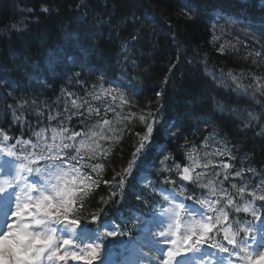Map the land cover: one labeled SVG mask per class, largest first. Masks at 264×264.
I'll return each instance as SVG.
<instances>
[{
  "label": "trees",
  "instance_id": "trees-1",
  "mask_svg": "<svg viewBox=\"0 0 264 264\" xmlns=\"http://www.w3.org/2000/svg\"><path fill=\"white\" fill-rule=\"evenodd\" d=\"M259 1L249 0L247 6H242L229 0L235 9L226 7L219 14L226 12L232 17L234 11L244 21L252 22L255 16L250 8ZM210 2L212 0H0V129L13 138L23 137L36 143L35 133L45 128L44 136L51 143L49 124L55 126L56 121L47 120L46 104L52 106L54 114L56 104L62 108L61 97L67 98L69 91L90 99L86 91H91L95 85L96 92L100 93V85L96 82L102 78L97 69L108 74L105 87L119 88V92L111 93L117 96L118 113L107 114L112 132L106 127L105 134H119L120 142L97 140L102 147L92 160H88L87 146L82 150L81 155L85 158L82 164L85 161L93 165L99 163L103 168L96 172L90 167L86 169L97 183L87 189L88 194L82 197L83 208L78 205L72 218L90 220L95 214L99 219L88 224L89 227L107 225L111 230L114 223L121 229L131 230L164 204L160 200L166 188L188 197L223 199L218 190L215 194L212 192L213 187L219 188L218 184L204 187L207 183L204 179L198 184L185 183L180 175L182 167L174 166H188L195 176L204 170L196 168L193 162L203 165L207 159H212L215 166L221 160L230 163L235 166L230 170L233 172L246 166L256 169V175L245 170L243 179L230 177L223 187L241 209L252 201L256 211L264 213V201L254 200L249 194L253 187L261 184L264 176V138L255 135V122L253 127L240 130L250 122L249 113L258 118L264 116V103H261L264 96L254 90L260 87V82L249 84L251 73L264 76V60L254 66L248 54L249 50H260L257 39L264 42V27L246 26L221 19L220 15L206 14L202 5ZM186 4L193 10L190 20L182 15ZM44 7L50 11L43 12ZM133 15L136 22L130 24L128 21ZM243 16L252 19L245 20ZM109 20L111 23H105ZM12 25L24 30L13 31ZM245 33L254 35L246 36ZM133 35L137 36L136 40L132 39ZM221 46L225 47L223 53L219 51ZM81 49L89 54L82 55ZM69 55L74 57L71 62L66 59ZM125 56L128 57L127 64L124 63ZM75 71L82 72L83 87L75 80L69 82L68 75ZM229 71L238 77L243 74L242 79L246 77L239 80L243 88L231 90L234 84L227 76ZM165 77H169L167 84ZM157 90L166 93L161 119L180 117L183 124L179 132L171 135L158 128L153 134V144L144 153L145 157L138 163L131 179L125 178V184L117 187L121 177L116 173H123L133 162V153L140 144V137L134 133L143 132L139 125L127 128L123 119L130 111L139 114L140 109H146L150 101L157 99ZM120 93L133 101L132 108L119 107ZM98 103L92 101L93 106ZM14 104L25 105L26 123L22 119L19 125L12 124L9 106ZM41 110L45 115L38 120L36 113ZM209 118L210 123L207 122ZM117 120L121 122L118 124ZM97 121L102 123L95 116L87 123H80L73 117L69 127L88 132L97 130ZM81 138L86 139L83 135L78 137L77 145ZM6 143L10 145L11 141L4 142L0 136V145L4 147ZM232 144H235L236 160L214 154L218 147H231ZM104 148H110L106 155ZM33 151L38 149L29 147L17 155L29 157L24 163L30 167L43 168L46 162L32 156ZM165 155L169 157L167 161H164ZM220 171L221 176L209 179H222L225 170ZM34 176L38 179L36 174ZM104 181L112 183L106 186ZM233 183L237 185L236 189L231 188ZM240 187L246 191L240 193ZM112 190L116 191L115 197ZM256 191L258 195L264 194V187H256ZM224 208L233 231L244 227V223L237 221L248 222L253 218L250 212L236 213L234 208L227 206L226 200ZM209 214L216 216L219 213ZM241 236L242 232L237 239ZM216 239L223 243V234ZM104 244V249H108L117 245V240L109 244L106 239Z\"/></svg>",
  "mask_w": 264,
  "mask_h": 264
},
{
  "label": "snow or ice",
  "instance_id": "snow-or-ice-1",
  "mask_svg": "<svg viewBox=\"0 0 264 264\" xmlns=\"http://www.w3.org/2000/svg\"><path fill=\"white\" fill-rule=\"evenodd\" d=\"M32 10L29 9V12ZM42 11L47 13L49 8L44 7ZM182 15L187 16L190 20L193 18V10L187 4L183 8ZM221 19L224 17L221 16ZM136 17L133 15L132 19L128 21L130 24H135ZM105 23H111L106 21ZM264 27V21L260 22ZM13 31H23L18 29L16 25H12ZM246 36L254 35V33H245ZM133 40L137 39L133 35ZM260 50L255 51V57L259 59H252L251 63L254 66L259 65V60H264V42H260ZM247 44V41L245 42ZM95 45V42H94ZM93 45V46H94ZM224 46H221L219 51L223 53ZM82 55H88V51L81 49ZM251 55V54H249ZM67 61L71 62L74 57L69 55L66 57ZM124 63H128V57L125 56ZM135 62L133 61V64ZM175 67V64L172 65ZM99 71L101 80L96 83L100 85L101 92L97 93L95 85L91 91H86V95L90 99L77 96L74 92H67V98L61 97L63 107L56 104V109L53 114L52 106L45 105L48 108L47 120L49 122L56 121V125L49 124L51 136V143L44 134L46 129L41 128L35 133L37 138L36 143H32L30 139L13 138L9 133L0 129V136L4 142L11 141V144H5L0 148V153H3L9 158H16V171L10 178L0 177V217H3V227L0 228V264H68L71 261H81L83 264H95L96 261L101 259V254L105 248L104 240H108L109 244L115 242L117 236H123L127 233L118 230H109L105 225L103 231L99 229L91 231L88 229V224L96 223L99 217L95 214L91 215L90 220L82 221L79 218H72L76 213L77 206L83 208L82 197L86 196L87 189L90 188L92 183H97L93 180L87 168H91L92 172L97 169L103 168L102 164H90L84 161V156L81 155L85 146H87L88 160L96 158L97 152L101 150V144L97 142L106 141L112 143H119L121 136L119 134L106 135L105 129L112 132L110 120L107 118L108 113H118V107L115 102L117 101L116 95H111L113 91L119 92V88L105 87V78L107 77L106 71ZM81 71H75L68 75L69 82L75 80L77 84L82 87L85 82L81 81ZM231 78L234 87L233 91L243 88L239 83L240 77L234 75L231 71L227 73ZM169 77H165L167 84ZM253 81L260 82V87L255 88V92L264 96V76L251 73L249 75V84L252 85ZM247 91V89H244ZM12 88L9 85V94L11 95ZM165 91L157 90V99L149 102L146 109H140L139 114L135 111H130L127 117H124L123 123L127 128H132L136 125L142 127L143 132L134 133L140 137L139 147L133 153V162L130 163L123 173H116L120 176L117 187L125 184V178L131 179L132 173L137 170L138 163L142 161L148 148L153 144V134L157 129H163L169 135L173 132H179L183 121L180 117L161 119L163 114V101ZM111 99H107V96ZM75 97V98H72ZM119 107L132 108L133 101L120 93ZM92 101L99 102L93 106ZM27 103V102H25ZM264 103V100L261 101ZM154 105V107L152 106ZM25 109L24 104L10 105L9 115L12 119L13 125H19L24 118ZM83 109V111H81ZM38 120L44 117V111L41 110L36 113ZM123 116V113H119ZM99 117L95 128L97 130H89L88 132L74 131L69 127L73 117H76L80 123H87L92 117ZM250 122L243 125L240 129L253 127L255 122L254 132L255 135L264 138V116L256 117L249 113ZM83 118V119H80ZM135 118V119H132ZM129 120L132 122L129 123ZM117 120L116 123H120ZM211 122V118L207 121ZM85 138L79 139L78 137ZM19 145V147H18ZM38 151H33L32 156L37 157L40 161H45L43 168L30 167L24 160L29 157L23 158L17 155L18 152H26L28 148ZM235 144L231 147L225 145L218 147L214 153L219 156H227L230 160H236L234 155ZM110 148H104L103 154H107ZM75 153V154H73ZM208 155L207 153L205 154ZM169 157L164 156V161ZM51 161V163H47ZM146 163V162H145ZM196 168H203V172L195 173V176L190 174L188 166L174 165L176 168L182 167L181 179L192 184H198L201 179L207 181L203 186L208 187L209 184L215 183L219 188H212L213 194L217 190L223 194V199H201L195 196H189L188 199L192 200L198 207L207 206V211H201L199 215L202 219H195L196 213L193 210L187 209L183 203H175L168 207L164 215L168 216L172 223L164 230L158 232V236L162 239L163 243L170 245L163 252H158L156 255L155 264H180L182 257L188 261L189 254L192 255L194 264H264V213H258L256 208L252 206V201H249L242 209L237 205L233 196L228 194L227 189L223 187V183L229 180L230 177L244 178L245 170L253 175H256L257 170L250 167H241L238 170L230 171L235 166L224 162H218V166L213 165L212 159H207L206 163L193 162ZM211 166V167H210ZM220 169L225 170L222 173V179L212 180L209 177L221 176ZM171 171V166L169 167ZM35 173L38 177L37 181H30L29 177ZM115 180V176L113 177ZM105 185H110L112 181H104ZM256 187H264V176L261 177V184L255 186L250 191V195L254 200L264 201V194H257ZM231 188L236 189L235 183L231 184ZM240 193H244L246 189L240 187ZM112 196H116V191L112 190ZM103 199V198H101ZM137 199H141L137 197ZM165 201L175 200L174 197L165 196ZM224 200L227 206L234 208L236 213L243 211L244 213H251L256 223L250 221H237V223H244L243 228H237L235 231L229 226V215L224 208ZM219 205V207H217ZM184 211L187 223L183 225V232H181V217L180 212ZM218 212L216 216L209 213ZM171 214V215H169ZM221 221L224 223L222 224ZM243 233L240 239H237L239 233ZM222 233L223 240L226 244L218 242L216 237ZM171 237V238H169ZM79 241V243H77ZM252 245H255L252 248ZM231 246V247H229ZM205 247L214 251H205ZM150 251H156L154 247L149 245ZM251 249V251H250ZM227 254L223 256L222 254ZM147 256V253H142ZM149 264H152V257H148Z\"/></svg>",
  "mask_w": 264,
  "mask_h": 264
},
{
  "label": "bare ground",
  "instance_id": "bare-ground-1",
  "mask_svg": "<svg viewBox=\"0 0 264 264\" xmlns=\"http://www.w3.org/2000/svg\"><path fill=\"white\" fill-rule=\"evenodd\" d=\"M238 2V0H235V2ZM235 4V3H234ZM231 6V7H230ZM255 7H251V12L252 14L255 16L254 19L252 20L251 24L256 26V27H260L262 26L261 25V21H264V2H262L261 0L257 3H255L254 5ZM226 7H230L229 9H235L233 3H230L229 0H212V2L210 3H203L202 5V11H205V13L207 14H216V15H220V16H227V13L223 12L222 15L219 14L221 11L220 10H224ZM237 15L236 18H234L235 16ZM231 16L232 18L234 19H237V21H240L241 24H244L246 25V21H244L237 13H235L234 11L231 12ZM229 17V16H228ZM245 20H248V19H252L251 17L249 18H246V16H243ZM257 29H260V28H257ZM248 54H251L250 55V58L251 59H254V58H257L255 57V50H249V53ZM264 68V67H263ZM240 79L241 80H245L246 77H244L245 79H242L243 77V74H240L239 75Z\"/></svg>",
  "mask_w": 264,
  "mask_h": 264
},
{
  "label": "rangeland",
  "instance_id": "rangeland-1",
  "mask_svg": "<svg viewBox=\"0 0 264 264\" xmlns=\"http://www.w3.org/2000/svg\"><path fill=\"white\" fill-rule=\"evenodd\" d=\"M169 215H171V214H169ZM158 239H159L158 234L155 235L154 233H151L146 238V241L145 242L147 243V246L145 247L144 252L145 253H149L150 252L151 254H153V251H150V249H149V245L150 244H155L156 242L158 243V241H159ZM261 250H264V248H262ZM155 255H157L156 252H155ZM155 255L153 254V256H155ZM68 264H73V263H68Z\"/></svg>",
  "mask_w": 264,
  "mask_h": 264
}]
</instances>
